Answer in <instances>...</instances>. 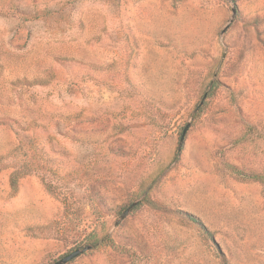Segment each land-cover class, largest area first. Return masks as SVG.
Segmentation results:
<instances>
[{"label":"rangeland","instance_id":"rangeland-1","mask_svg":"<svg viewBox=\"0 0 264 264\" xmlns=\"http://www.w3.org/2000/svg\"><path fill=\"white\" fill-rule=\"evenodd\" d=\"M256 176L264 0H0V264H264Z\"/></svg>","mask_w":264,"mask_h":264},{"label":"trees","instance_id":"trees-1","mask_svg":"<svg viewBox=\"0 0 264 264\" xmlns=\"http://www.w3.org/2000/svg\"><path fill=\"white\" fill-rule=\"evenodd\" d=\"M195 109L198 112L201 110V108L200 107L198 108L197 106H196ZM14 124H16V123L14 121H12V126L15 128V125ZM16 135L18 136V141H19V144H20L18 147H21V145H22L21 144L22 143L21 142L22 141L21 140V134L16 133ZM34 166L35 165L30 160H28L26 162L24 161V162H22L19 165H15V164L10 165V167L12 168V170H11V172L9 174V186H10V189H11V191L13 193H15L16 190H17L19 180L23 176H25V175L29 174L31 171H33ZM228 168H229V172L232 175L236 176V177L238 176V178H240V180H245V179L249 178L248 176L245 177V175L242 173V171L236 169L233 166H229ZM254 180H257L260 183L264 184V176H256ZM46 186H47L46 188L49 191H52L51 187H49V184H46ZM189 218H190V220H194L195 219V218H193V216H190V215H189ZM103 242H105V239H103ZM93 246H96V244L93 245Z\"/></svg>","mask_w":264,"mask_h":264},{"label":"water","instance_id":"water-1","mask_svg":"<svg viewBox=\"0 0 264 264\" xmlns=\"http://www.w3.org/2000/svg\"><path fill=\"white\" fill-rule=\"evenodd\" d=\"M234 13H235V8L233 7L232 8V17L231 19L233 18L234 16ZM230 19V21H231ZM228 27V25H226L223 29H222V33L226 30V28ZM206 98V94L203 95V97L201 98L200 102L198 103L197 107L199 108L202 104V102L204 101V99ZM189 128V123H187L181 133H180V136H179V142H178V151L180 150V147L182 146L183 144V141H184V137H185V133L187 131V129ZM136 202L132 203L131 205H129L122 213L121 215L119 216V218L115 221V223L113 224V227H116L123 218H125L129 212L131 211V209L135 206ZM91 246L88 245L82 249H75L73 251H71L70 253H67L66 255H64L63 257H61L60 259H58L57 261L51 263V264H66L68 263L69 261L73 260L74 258H76L77 256H79L83 251L85 250H88L90 249Z\"/></svg>","mask_w":264,"mask_h":264}]
</instances>
